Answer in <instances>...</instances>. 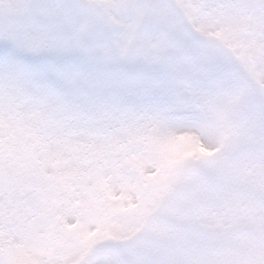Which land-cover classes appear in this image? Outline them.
I'll use <instances>...</instances> for the list:
<instances>
[{"label": "snow or ice", "instance_id": "6c2138e0", "mask_svg": "<svg viewBox=\"0 0 264 264\" xmlns=\"http://www.w3.org/2000/svg\"><path fill=\"white\" fill-rule=\"evenodd\" d=\"M0 264H264V0H0Z\"/></svg>", "mask_w": 264, "mask_h": 264}]
</instances>
